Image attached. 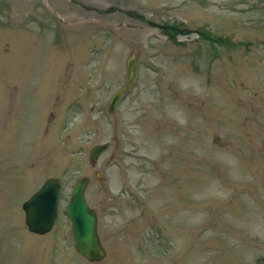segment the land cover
Here are the masks:
<instances>
[{
  "label": "rangeland",
  "instance_id": "rangeland-1",
  "mask_svg": "<svg viewBox=\"0 0 264 264\" xmlns=\"http://www.w3.org/2000/svg\"><path fill=\"white\" fill-rule=\"evenodd\" d=\"M83 176L97 262L66 214ZM0 215V264H264V0H0Z\"/></svg>",
  "mask_w": 264,
  "mask_h": 264
},
{
  "label": "water",
  "instance_id": "water-1",
  "mask_svg": "<svg viewBox=\"0 0 264 264\" xmlns=\"http://www.w3.org/2000/svg\"><path fill=\"white\" fill-rule=\"evenodd\" d=\"M135 58V54H131L126 60V81L110 98L108 102L110 112L115 110L118 100L133 82L136 71ZM107 146L108 143L93 146L89 152V159L94 162ZM87 184L88 177L86 176L80 177L76 181L71 191L66 213L71 222L75 250L89 262H97L105 257L106 250L97 233L96 212L88 206L85 200ZM59 189V180L49 177L37 191L22 203L24 221L30 232L42 235L50 231L57 215Z\"/></svg>",
  "mask_w": 264,
  "mask_h": 264
},
{
  "label": "bare ground",
  "instance_id": "bare-ground-1",
  "mask_svg": "<svg viewBox=\"0 0 264 264\" xmlns=\"http://www.w3.org/2000/svg\"><path fill=\"white\" fill-rule=\"evenodd\" d=\"M0 216H3V215H0ZM4 217V216H3Z\"/></svg>",
  "mask_w": 264,
  "mask_h": 264
},
{
  "label": "trees",
  "instance_id": "trees-1",
  "mask_svg": "<svg viewBox=\"0 0 264 264\" xmlns=\"http://www.w3.org/2000/svg\"><path fill=\"white\" fill-rule=\"evenodd\" d=\"M167 34V33H166Z\"/></svg>",
  "mask_w": 264,
  "mask_h": 264
}]
</instances>
